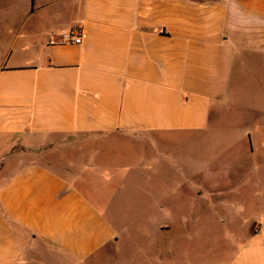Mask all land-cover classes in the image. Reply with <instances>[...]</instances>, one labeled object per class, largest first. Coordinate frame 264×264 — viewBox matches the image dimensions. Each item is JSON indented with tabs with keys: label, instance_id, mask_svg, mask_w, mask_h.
I'll return each mask as SVG.
<instances>
[{
	"label": "crops",
	"instance_id": "crops-1",
	"mask_svg": "<svg viewBox=\"0 0 264 264\" xmlns=\"http://www.w3.org/2000/svg\"><path fill=\"white\" fill-rule=\"evenodd\" d=\"M41 3L32 0L31 14L40 26L32 48L24 43L13 60L11 47L0 41V264H39L43 246L68 264H90L119 242L104 213L78 188L99 178L109 183L116 173H101L97 163L71 164L72 175L64 178L45 165L24 166V154L11 158L18 146L33 153L52 137H62L84 160L105 155L97 145L107 142L212 132L213 140L235 135L245 159L264 157L259 139L264 109L240 102V90L248 85L245 71L254 70L264 95V0ZM71 30L82 34V45L59 42ZM235 110L243 113L244 130L230 128L229 119L218 115ZM112 151L105 157H121L115 145ZM227 152L217 151L216 157ZM138 170L148 174L144 167ZM242 185L214 189L241 190ZM237 194L214 197L212 212L248 224L220 237L198 234L206 238L200 247L208 252L194 264H264V198L256 197L254 213L247 197ZM157 237L161 253L155 259L160 260L169 256L173 232ZM177 242L183 245L180 236Z\"/></svg>",
	"mask_w": 264,
	"mask_h": 264
},
{
	"label": "rangeland",
	"instance_id": "rangeland-1",
	"mask_svg": "<svg viewBox=\"0 0 264 264\" xmlns=\"http://www.w3.org/2000/svg\"><path fill=\"white\" fill-rule=\"evenodd\" d=\"M41 1L46 0H39V3ZM32 9V0H0V41L4 47H11L13 60L22 53L24 43H31L32 48L33 40L38 38L40 26L31 14ZM20 59L27 63L34 61L33 58ZM244 75L248 85L240 90V102L249 107L264 109V95L259 94L256 85L258 76L254 70L245 71ZM242 114L237 110L231 114L224 111L218 113L220 117L228 118L232 126L230 128L235 130H244L239 120ZM261 135L259 139L262 137L264 140V135ZM211 136L212 132H206L179 139L177 134L171 133L160 135L157 139L142 138L137 142H107L105 145H97L105 155L84 160L78 159L75 152L66 147L71 143H65L62 137L55 136L52 137V142L37 147L36 152H25L22 146H18L10 156H20L21 159L24 154V166L45 165L64 178L71 177V164L79 167L97 163L96 166L102 169L101 173H116L109 183L99 178L97 184L78 185L95 208L104 213L119 239L118 243H111L95 255L90 264H194L198 256L208 252L201 248L206 238L198 239V234L209 237L212 233L220 237L229 228L236 229L241 224L246 227L248 224L244 221H226L214 215V197L232 199L237 193H242L247 197L249 209L254 213L256 206L252 204L256 197L259 195V198H264L261 197L264 196V157L245 159L244 152L240 150V144L234 141L235 135L232 133L222 140H213ZM73 140L75 139H70V142ZM40 144L43 143L40 141ZM257 144L263 145V141L258 140ZM114 145L121 157H105L110 153L113 155ZM239 150L242 152H239L241 158L235 154ZM217 151L228 152L223 153L224 157H216ZM245 166H249L248 171L237 170ZM139 167L146 168L148 174L139 172ZM127 169V174L121 173ZM241 182H245V185ZM230 183L234 186L242 185L241 190L214 189L217 184ZM168 230L173 232L169 256L156 260L155 254L161 253V240L159 241L157 233ZM190 233H196L197 238L189 241L185 236ZM179 236L183 241L182 246L177 242ZM194 240L196 241L193 242ZM41 251L43 254L37 260L39 264L66 262L44 246Z\"/></svg>",
	"mask_w": 264,
	"mask_h": 264
},
{
	"label": "built area",
	"instance_id": "built-area-1",
	"mask_svg": "<svg viewBox=\"0 0 264 264\" xmlns=\"http://www.w3.org/2000/svg\"><path fill=\"white\" fill-rule=\"evenodd\" d=\"M59 42L80 46L83 43V36L80 32L71 30L64 34Z\"/></svg>",
	"mask_w": 264,
	"mask_h": 264
}]
</instances>
